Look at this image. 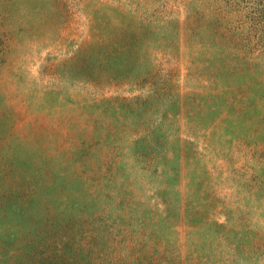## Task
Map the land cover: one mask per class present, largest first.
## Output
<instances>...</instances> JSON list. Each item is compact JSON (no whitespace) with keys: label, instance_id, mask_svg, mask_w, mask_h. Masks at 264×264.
I'll use <instances>...</instances> for the list:
<instances>
[{"label":"rangeland","instance_id":"1","mask_svg":"<svg viewBox=\"0 0 264 264\" xmlns=\"http://www.w3.org/2000/svg\"><path fill=\"white\" fill-rule=\"evenodd\" d=\"M0 264H264V0H0Z\"/></svg>","mask_w":264,"mask_h":264}]
</instances>
